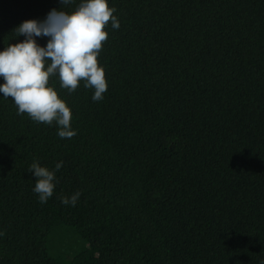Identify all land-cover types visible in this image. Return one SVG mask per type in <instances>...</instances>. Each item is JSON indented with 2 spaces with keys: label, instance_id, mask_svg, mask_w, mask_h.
<instances>
[{
  "label": "trees",
  "instance_id": "obj_1",
  "mask_svg": "<svg viewBox=\"0 0 264 264\" xmlns=\"http://www.w3.org/2000/svg\"><path fill=\"white\" fill-rule=\"evenodd\" d=\"M82 2L0 0V51ZM107 2L103 100L49 79L73 138L0 93V264H264V0ZM34 161L63 162L46 204ZM64 228L86 245L66 261L48 251Z\"/></svg>",
  "mask_w": 264,
  "mask_h": 264
},
{
  "label": "clouds",
  "instance_id": "obj_2",
  "mask_svg": "<svg viewBox=\"0 0 264 264\" xmlns=\"http://www.w3.org/2000/svg\"><path fill=\"white\" fill-rule=\"evenodd\" d=\"M73 0H60L69 5ZM107 0H83L78 8L68 14L53 9L43 21L28 20L18 26L16 37L24 36L21 43L9 44L0 51V85L4 98H11L17 115L27 114L31 120L58 126L61 139H71L77 133L71 128L72 113L56 90L49 86L50 77H58L60 87L73 93L81 81L93 89L92 100L102 101L108 84L105 71L98 63V56L108 33L104 30L111 23L118 30L119 21ZM48 37L46 47L37 44L36 38ZM63 162L49 170L34 161L28 171L35 177L34 193L41 204H46L55 189V172ZM80 193L64 197V205H76Z\"/></svg>",
  "mask_w": 264,
  "mask_h": 264
},
{
  "label": "rangeland",
  "instance_id": "obj_3",
  "mask_svg": "<svg viewBox=\"0 0 264 264\" xmlns=\"http://www.w3.org/2000/svg\"><path fill=\"white\" fill-rule=\"evenodd\" d=\"M62 231L53 232L49 238L48 251L51 256H58L62 260H68L75 252L85 249V243L71 230L64 228Z\"/></svg>",
  "mask_w": 264,
  "mask_h": 264
}]
</instances>
